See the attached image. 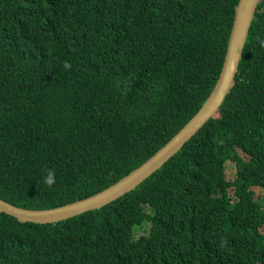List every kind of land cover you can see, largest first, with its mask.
I'll list each match as a JSON object with an SVG mask.
<instances>
[{
    "label": "trees",
    "instance_id": "obj_1",
    "mask_svg": "<svg viewBox=\"0 0 264 264\" xmlns=\"http://www.w3.org/2000/svg\"><path fill=\"white\" fill-rule=\"evenodd\" d=\"M236 1L0 0V198H83L161 146L211 89ZM261 41L257 0L215 113L98 207L43 223L0 212V264H264Z\"/></svg>",
    "mask_w": 264,
    "mask_h": 264
},
{
    "label": "water",
    "instance_id": "obj_2",
    "mask_svg": "<svg viewBox=\"0 0 264 264\" xmlns=\"http://www.w3.org/2000/svg\"><path fill=\"white\" fill-rule=\"evenodd\" d=\"M257 0H237L233 7L222 61L208 94L190 115V117L144 160L131 168L112 183L83 198L59 205L41 208H30L12 204L0 198V212L13 216L17 221H31L37 223L51 222L61 218L76 215L90 208H95L131 189L143 178L155 170L172 153L177 151L182 143L195 130L212 116L229 89L236 71L237 61L245 39L247 28Z\"/></svg>",
    "mask_w": 264,
    "mask_h": 264
},
{
    "label": "clouds",
    "instance_id": "obj_3",
    "mask_svg": "<svg viewBox=\"0 0 264 264\" xmlns=\"http://www.w3.org/2000/svg\"><path fill=\"white\" fill-rule=\"evenodd\" d=\"M260 43H261V46L264 47V41H261ZM64 67L68 69L71 67V65L69 63H65ZM42 179H43V183L47 187L51 188L56 183L55 169H45V175L43 176Z\"/></svg>",
    "mask_w": 264,
    "mask_h": 264
},
{
    "label": "rangeland",
    "instance_id": "obj_4",
    "mask_svg": "<svg viewBox=\"0 0 264 264\" xmlns=\"http://www.w3.org/2000/svg\"><path fill=\"white\" fill-rule=\"evenodd\" d=\"M239 154H240V151H239ZM228 167V166H227ZM230 169H232V168H230ZM224 177H225V179H228L229 177H231V174H226V176L224 175ZM250 188H252L253 190V192L254 193H260V192H258V191H260L259 190V188H256V187H250Z\"/></svg>",
    "mask_w": 264,
    "mask_h": 264
}]
</instances>
